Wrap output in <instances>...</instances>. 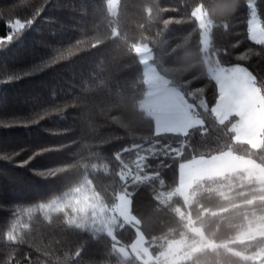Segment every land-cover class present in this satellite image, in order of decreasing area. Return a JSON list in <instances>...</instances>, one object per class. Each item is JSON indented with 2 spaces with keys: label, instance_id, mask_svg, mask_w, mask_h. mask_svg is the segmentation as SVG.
<instances>
[{
  "label": "trees",
  "instance_id": "trees-1",
  "mask_svg": "<svg viewBox=\"0 0 264 264\" xmlns=\"http://www.w3.org/2000/svg\"><path fill=\"white\" fill-rule=\"evenodd\" d=\"M146 2L0 0V38L12 36L0 42V264H9L10 260L11 264H158L134 253L132 246L138 233L143 239L140 245L157 255L170 243L192 241V228L200 230L213 247L176 264H193L195 258L205 254L213 264H260L253 256L259 251L264 253L260 247L264 236L228 242L222 248L221 237H210L195 220L194 203H209L205 190L213 186L211 178L189 188L188 203L174 191L179 165L195 158L231 152L264 168V128L258 149L237 142L232 129L236 116L220 123L212 111L218 95L215 85L206 91L203 103L195 110L202 124L185 135L153 136L154 122L137 120L131 103L147 89L145 83H138L144 81L143 68L138 54H129L126 42L119 37L134 41L144 33L155 40L150 43L149 62L157 73L177 63L172 49L189 33L190 50L195 53L199 48V36L193 33L196 24L190 19L196 0H159L160 6L169 9L162 17L171 21L167 29L159 23L145 24ZM205 3L210 5L211 0ZM109 10L115 15L110 16ZM252 10L264 27V0H251L250 4L242 0L230 35L218 34L215 43L225 49L221 56L224 67L238 65L259 77L264 75V42L256 43L250 38L247 21ZM18 19L32 20V24L16 29L12 25ZM113 28L118 36L105 39L97 47L90 46L96 39L111 37ZM158 32L162 34L157 36ZM68 47L79 50L55 63H45L58 50ZM77 97L81 108L73 106ZM114 103H119L117 110L123 116L136 123L137 136L129 137L107 120L99 119L98 111H107ZM87 121H92L99 131H89ZM42 149L49 151L35 155ZM73 163L76 167L72 171L54 178L40 175ZM85 175L103 193L102 202L85 185L68 200L52 207H38L63 197L66 189ZM224 175L232 180L231 188L225 191L230 195L245 194L237 197L236 203L255 197L251 204L241 206L250 217L248 224L264 217V186L243 171ZM169 192L173 193L170 199L161 201L160 194ZM123 196L131 202L130 215L141 223L118 218L112 232L92 230L89 215L93 206L109 211ZM177 207L185 223L189 212L192 217L183 239L175 232L165 235L169 228L179 231L178 214L174 212ZM65 208L80 213L75 220L83 227L59 221L58 213ZM21 209L34 210L27 215ZM45 215L52 217L51 224L44 223ZM14 219L21 221L19 236L9 241L5 233ZM25 224L30 228L25 230ZM249 244L253 245L250 249ZM236 252L243 255L237 256Z\"/></svg>",
  "mask_w": 264,
  "mask_h": 264
},
{
  "label": "clouds",
  "instance_id": "clouds-1",
  "mask_svg": "<svg viewBox=\"0 0 264 264\" xmlns=\"http://www.w3.org/2000/svg\"><path fill=\"white\" fill-rule=\"evenodd\" d=\"M243 2L250 4L251 0H243ZM241 4L242 0H211L210 5L206 4L205 0H196V3L192 6V13L196 12L197 16L190 14V19L194 20L196 24L193 33H196L199 36L198 50L195 53L190 50L189 44L192 33H189L182 43L176 44L172 49V52L176 54L177 63L163 67L158 73L159 78L166 85V90L169 96L175 99L178 104L190 114V116L196 114L195 110L198 105L203 103L201 98L213 85L216 86L218 97L220 96V85L216 77L213 75L212 70L214 68L224 67L221 56L225 49L215 43V38L218 34L223 35L224 37L230 35L233 18L239 11ZM168 10L169 9L160 6L159 0H147L143 5L145 24L151 25L159 23L162 25L163 29H167L171 21L163 19L162 17L163 13ZM109 15L112 16L115 14L109 10ZM144 26L145 25H141V27ZM161 34L162 33L158 32L157 36ZM118 35L117 30L113 28L111 37L96 39L90 46L93 48L97 47L104 43L105 39L116 37ZM119 38L126 42L127 50L131 55H137V49L139 48L144 49L145 52L152 51L150 43L156 42L144 33H141V35L134 41L128 40L126 36H120ZM139 62L142 64L143 60L140 59ZM253 79H255V77H253ZM138 83L145 82L138 81ZM258 87L264 89V81H262ZM84 91H87V89L85 88ZM148 95L149 93L144 91L141 95L133 99L131 110L135 113V116L139 121L152 120L156 125L153 128L152 135L159 136L162 129L158 122H156L155 113L150 110L146 103ZM73 106L78 108L83 106L78 100V97L75 98V104ZM119 106V103H114L109 106L107 111L99 110V119L107 120L110 124L121 129L122 133L129 137L137 136L136 123L123 116L117 110ZM220 123H223V121ZM86 126L89 131H99L98 128L93 127L92 121H87ZM163 130L178 131L180 129L169 127ZM145 138L147 139L148 137ZM116 159H120L119 154H116ZM75 167V163L65 164L62 167L50 169L47 173H41L40 175L43 178H54L64 172L72 171ZM56 169H59V171H55ZM210 178L213 180V186L205 190L207 193L206 198L209 203H204L200 200H197L194 203L197 212L195 220L199 222L201 228L207 230L210 237H221V247L224 248L225 244L228 242L241 241V234L247 230L250 219V217L241 210V206L244 204H251L255 197L248 200H241L239 203H236L237 197H242L245 194L239 192L235 195H230L229 191H225V189H230L232 186V180L230 177L224 175L222 172H217L214 177ZM85 185L93 191L96 200L100 202L103 201V193L96 190L95 186L92 185V182L85 175L80 177L76 183L68 187L63 197L54 198L50 201L48 207L56 205L61 200H68L73 195L81 192ZM261 199H264V197H261ZM127 203L130 206L131 202L128 201ZM43 206V204L38 205V207ZM174 212L178 214L177 223L179 225V231L176 228H169L165 235H171L175 232L181 239H183L186 235L184 229L188 227V224L192 223L191 213H188V223H185L184 215L181 213L180 208H175ZM79 215V212H73L71 208H65L58 213V219L61 223L69 226L75 224L76 227H83L82 223H76L75 217ZM127 218L134 220L137 224L141 223L140 219L136 216L126 217V219ZM43 221L46 224H51L53 222L52 217L47 215L43 217ZM24 228L27 230L30 226L25 224ZM5 237L7 240L16 241V238L11 236L9 232L5 233ZM20 242H22V239ZM252 247V244L247 245L248 249ZM260 247L261 249H264V242H260ZM226 250L232 251V249ZM235 254L237 256L243 255L242 252H236ZM193 264H213V261L210 256L205 254L195 258ZM261 264H264V261H262Z\"/></svg>",
  "mask_w": 264,
  "mask_h": 264
},
{
  "label": "rangeland",
  "instance_id": "rangeland-1",
  "mask_svg": "<svg viewBox=\"0 0 264 264\" xmlns=\"http://www.w3.org/2000/svg\"><path fill=\"white\" fill-rule=\"evenodd\" d=\"M256 20L261 27L257 17ZM253 41L256 43H262L255 40ZM137 54L139 59L143 60L142 68L144 81L147 87L146 91L149 93L146 103L150 110L155 113L156 122H158L162 129L161 134L168 133L185 135L190 129L200 126L202 124L201 118L197 114L191 116V121L174 118L177 110L180 108V105L167 93L165 83L159 78L156 69L149 62V52H145L144 49L139 48L137 49ZM220 105L221 98L217 95L212 111L219 121H223L224 119L226 120L230 116H236L237 118V121L232 126L235 134L234 139L237 142L249 144L253 149L261 147V132L264 128V111H261L260 101L256 100L252 104V108L255 109V114L249 121L248 125L239 130L238 126L241 117L237 114L236 109H229ZM158 117H160V119H158ZM155 126L156 125L154 123V127ZM169 127L179 128L180 130H163ZM236 171H243L250 179L252 178L257 180L262 184V186H264L263 167L254 164L249 158L241 157L231 152H224L209 158H195L181 163L179 165L178 185L174 194L187 200L186 202L188 203V201H190L188 190L194 183L202 179L214 177L217 172L230 174ZM171 193L172 192L160 194V200H169L173 195V193ZM128 201L129 199L125 196L119 198L117 206L109 211L100 210L96 205H94L89 215V219L91 220V229L94 231L105 230L106 232H112V227L116 225L115 220L118 218L126 222L129 220L132 221L130 218L126 219V217H131L129 204L127 203ZM192 231L195 234L192 241H186V243L182 241L170 243L164 251L157 255L152 254L146 250L145 246L140 245L143 239L141 233H138V237L134 243L135 245L132 246V249L135 254L142 257L145 261H153L158 264H176L185 257H189L194 253L213 247L212 242L204 239L200 230L196 231L192 228ZM259 236H264V217L257 218L248 224L247 230L241 234V241L254 239ZM253 259L257 260L261 264V262L264 261V253H261V251L257 252L256 255L253 256Z\"/></svg>",
  "mask_w": 264,
  "mask_h": 264
},
{
  "label": "snow or ice",
  "instance_id": "snow-or-ice-1",
  "mask_svg": "<svg viewBox=\"0 0 264 264\" xmlns=\"http://www.w3.org/2000/svg\"><path fill=\"white\" fill-rule=\"evenodd\" d=\"M192 15L197 16V13L193 12ZM247 23L250 38L255 41L264 42V27L259 26L256 20L255 12L252 13V18L249 19ZM31 24L32 20L21 22L18 19L15 21V24L12 25V27L16 29H23L27 25ZM5 39L11 40L12 36L0 38V42ZM76 50L79 49L76 47H68L58 50V54L54 56L51 61H47L45 63H55L58 60L65 59L66 56L72 55ZM244 58L245 57H240V59ZM212 71L220 85V106L229 109H236L237 114L241 117L238 130L245 128L255 114V109L252 108V104L256 100L260 101L261 111H264V89L258 87V85L264 81V75H260L258 77L252 71H249L247 68L240 67L238 65L214 68ZM253 77H255V79H253ZM174 118L184 121H191L190 114L182 106H180V108L177 110ZM158 119H160V117H158ZM46 151H49V149H42L40 152L35 153V155H40L42 152ZM24 163L27 164L28 162L25 161ZM55 171H59V169H56ZM43 207L47 208L48 205H44ZM32 210L33 209H28L25 211L24 209H21V213L30 215ZM20 223L21 221L19 219H14L8 230L9 234L16 239L19 236L17 235V229ZM9 264H11V260L9 261Z\"/></svg>",
  "mask_w": 264,
  "mask_h": 264
}]
</instances>
